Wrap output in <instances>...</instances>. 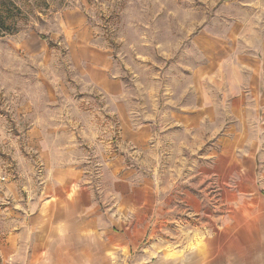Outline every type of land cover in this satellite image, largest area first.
Segmentation results:
<instances>
[{
  "label": "rangeland",
  "instance_id": "374dc122",
  "mask_svg": "<svg viewBox=\"0 0 264 264\" xmlns=\"http://www.w3.org/2000/svg\"><path fill=\"white\" fill-rule=\"evenodd\" d=\"M246 2L0 0L16 26L0 32V181L38 183L26 132L63 128L68 135L50 142L71 137L95 187L109 181L103 158L123 157L133 179L204 193L220 209L214 161L229 148L222 134L248 127V64L264 42V12ZM6 227L0 222V240Z\"/></svg>",
  "mask_w": 264,
  "mask_h": 264
},
{
  "label": "crops",
  "instance_id": "0c3cea01",
  "mask_svg": "<svg viewBox=\"0 0 264 264\" xmlns=\"http://www.w3.org/2000/svg\"><path fill=\"white\" fill-rule=\"evenodd\" d=\"M241 4L264 12V0ZM248 65V127L222 134L229 148L220 150L213 165L222 185L220 209H211L204 193H167L158 180L133 179L138 173L123 157L103 158L101 171L109 181L95 187L72 156L71 137L57 147L50 142L68 132L43 135L32 126L27 144L37 152L43 178L33 185L0 181V222L7 226L0 240L2 262L264 264V42ZM140 138L137 129L134 142ZM238 139L246 143L231 142ZM201 165L205 175V159ZM189 216L198 223L189 224Z\"/></svg>",
  "mask_w": 264,
  "mask_h": 264
},
{
  "label": "trees",
  "instance_id": "16d2710c",
  "mask_svg": "<svg viewBox=\"0 0 264 264\" xmlns=\"http://www.w3.org/2000/svg\"><path fill=\"white\" fill-rule=\"evenodd\" d=\"M9 7H6L0 11V32H5L7 34H11L15 32L16 26L9 22L10 17H15V13L12 9H14L11 4H9ZM12 10V12H11Z\"/></svg>",
  "mask_w": 264,
  "mask_h": 264
}]
</instances>
